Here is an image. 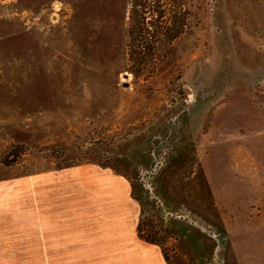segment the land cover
Masks as SVG:
<instances>
[{"label":"rangeland","instance_id":"374dc122","mask_svg":"<svg viewBox=\"0 0 264 264\" xmlns=\"http://www.w3.org/2000/svg\"><path fill=\"white\" fill-rule=\"evenodd\" d=\"M125 6L0 0V264H264V0L139 79Z\"/></svg>","mask_w":264,"mask_h":264},{"label":"trees","instance_id":"16d2710c","mask_svg":"<svg viewBox=\"0 0 264 264\" xmlns=\"http://www.w3.org/2000/svg\"><path fill=\"white\" fill-rule=\"evenodd\" d=\"M125 3L123 12L127 20L121 27L125 69L134 79L148 77L172 55V43L184 33L187 21L184 0H125ZM15 159L12 155L8 163ZM145 242L154 243L148 238Z\"/></svg>","mask_w":264,"mask_h":264}]
</instances>
